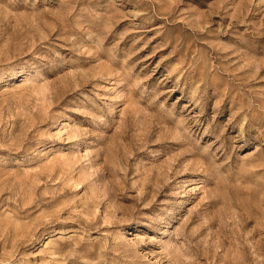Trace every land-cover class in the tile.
I'll return each instance as SVG.
<instances>
[{"label": "rangeland", "instance_id": "rangeland-1", "mask_svg": "<svg viewBox=\"0 0 264 264\" xmlns=\"http://www.w3.org/2000/svg\"><path fill=\"white\" fill-rule=\"evenodd\" d=\"M0 264H264V0H0Z\"/></svg>", "mask_w": 264, "mask_h": 264}]
</instances>
